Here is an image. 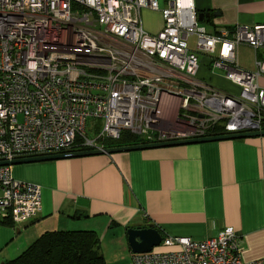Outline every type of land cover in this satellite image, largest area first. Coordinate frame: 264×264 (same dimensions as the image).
Here are the masks:
<instances>
[{
	"label": "built area",
	"instance_id": "built-area-1",
	"mask_svg": "<svg viewBox=\"0 0 264 264\" xmlns=\"http://www.w3.org/2000/svg\"><path fill=\"white\" fill-rule=\"evenodd\" d=\"M145 9L162 13L159 32L145 29ZM241 44L264 47V24L211 34L194 0H0V160L68 152L78 137L104 149L100 139L124 130L150 143L213 135L217 123L225 133L264 129V61L241 68ZM200 53L240 92L200 78ZM12 168L0 165V216L26 222L42 209V186ZM160 245L178 248L133 253V264H264L243 257L232 226Z\"/></svg>",
	"mask_w": 264,
	"mask_h": 264
},
{
	"label": "crops",
	"instance_id": "crops-1",
	"mask_svg": "<svg viewBox=\"0 0 264 264\" xmlns=\"http://www.w3.org/2000/svg\"><path fill=\"white\" fill-rule=\"evenodd\" d=\"M161 2L163 8L168 0ZM194 2L197 13H209L199 23L211 34L237 24H264V0ZM146 15L154 21H146ZM142 18L151 33L164 23L158 10L145 9ZM237 61L255 71L257 61H264V47L239 45ZM211 67L203 63L200 78L240 92L224 70ZM258 84L264 89V74ZM12 172L42 186V209L26 222L0 216L11 218L0 221V264L45 231L86 229L98 232L108 264H133L130 227L205 240L232 226L243 257L264 259V135L24 163L13 165ZM162 246L163 251L178 248Z\"/></svg>",
	"mask_w": 264,
	"mask_h": 264
},
{
	"label": "trees",
	"instance_id": "trees-1",
	"mask_svg": "<svg viewBox=\"0 0 264 264\" xmlns=\"http://www.w3.org/2000/svg\"><path fill=\"white\" fill-rule=\"evenodd\" d=\"M96 127H99V123ZM264 128V123H263ZM225 126L217 123L213 135L224 134ZM100 142L105 148L147 143L129 130H124L120 138H104ZM78 137L71 151L90 150ZM11 219V218H9ZM1 222H10V220ZM4 264H108L101 251V238L95 230H49L42 233L17 257Z\"/></svg>",
	"mask_w": 264,
	"mask_h": 264
},
{
	"label": "water",
	"instance_id": "water-1",
	"mask_svg": "<svg viewBox=\"0 0 264 264\" xmlns=\"http://www.w3.org/2000/svg\"><path fill=\"white\" fill-rule=\"evenodd\" d=\"M208 15L209 13L200 12L198 13V18L199 20H203L204 17ZM263 135H264V129L247 130L241 132H230V133L209 135L203 137L183 138V139L169 140L163 142H150V143H142V144H134V145H126V146H116V147H109L104 149L96 148V149L81 150V151H68V152L50 154V155L23 157L14 160H0V165H18L24 163L65 159L71 157H81L87 155L113 154L117 152H126V151L139 150V149L201 143V142L218 141L225 139L250 138V137L263 136ZM127 234H128V242L133 253L152 251L154 247L159 246L162 243L163 235L157 228L154 227H137V228L130 227L127 229Z\"/></svg>",
	"mask_w": 264,
	"mask_h": 264
},
{
	"label": "rangeland",
	"instance_id": "rangeland-1",
	"mask_svg": "<svg viewBox=\"0 0 264 264\" xmlns=\"http://www.w3.org/2000/svg\"><path fill=\"white\" fill-rule=\"evenodd\" d=\"M160 2H161V0H160ZM161 5L163 6V3L161 2ZM161 6V7H162ZM142 13H143V11H142ZM151 18H153V17H148L147 15L146 16H144V19H146V21L149 19V21H154V19H151ZM200 25H202V24H200ZM196 40H197V36H195V35H192L191 37H190V45H191V47L192 48H195L196 47ZM213 55H214V52L212 53ZM200 56V59L202 60V62L203 63H208V59H209V57L207 56V55H205V54H201V55H199ZM247 58H249L248 59V61L250 62V63H252V57H251V54L250 55H248L247 56ZM23 119V117L20 115L19 116V120H22ZM93 119H90L89 120V127H88V135L90 136V137H93V131H91L90 130V126H91V124L93 123ZM99 120H97V122H98ZM140 136V135H139ZM140 138H142V136H140ZM162 245H160V246H157V247H155V249H157V250H159V249H162Z\"/></svg>",
	"mask_w": 264,
	"mask_h": 264
}]
</instances>
